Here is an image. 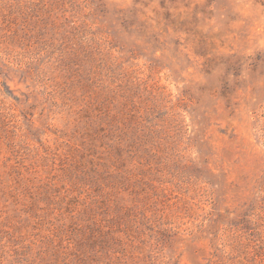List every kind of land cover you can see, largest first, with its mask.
<instances>
[{
	"label": "rangeland",
	"instance_id": "1",
	"mask_svg": "<svg viewBox=\"0 0 264 264\" xmlns=\"http://www.w3.org/2000/svg\"><path fill=\"white\" fill-rule=\"evenodd\" d=\"M0 264H264V0H0Z\"/></svg>",
	"mask_w": 264,
	"mask_h": 264
}]
</instances>
